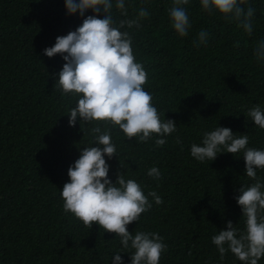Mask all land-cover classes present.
Instances as JSON below:
<instances>
[{"label": "trees", "instance_id": "1", "mask_svg": "<svg viewBox=\"0 0 264 264\" xmlns=\"http://www.w3.org/2000/svg\"><path fill=\"white\" fill-rule=\"evenodd\" d=\"M125 3L129 18L136 15L141 0ZM248 4L255 9L251 35L235 22L202 12L199 0L186 6L192 25L186 37L170 26L172 0H149L142 27L129 30L136 60L148 73L145 91L161 119L174 120L177 131L157 147L156 136L140 143L113 128L119 158L105 159L110 180L124 172L145 195L154 190L163 199L157 205L149 197L152 208L127 226L133 235L143 231L163 237L167 250L159 264H243L231 252L221 259L211 242L228 221L245 229L235 197L242 185L254 181L245 175L243 152L201 163L190 147L220 126L235 136L247 134L248 147L264 150V130L245 116L254 105L264 109V63L253 56L264 39V0ZM92 14L87 11L85 18ZM113 16L124 18L115 9ZM82 19L79 13L67 14L65 0H0V264H113L118 250L123 264H131L133 250L123 249L115 233L96 224L89 230L62 210L60 190L69 180V166L85 146L97 145L92 125L82 123V131L78 118L69 126L76 98L62 96L53 79L65 61L43 51ZM201 30L208 40L197 46ZM153 166L161 172L159 180L147 175ZM257 178L264 183V170L257 169Z\"/></svg>", "mask_w": 264, "mask_h": 264}, {"label": "clouds", "instance_id": "2", "mask_svg": "<svg viewBox=\"0 0 264 264\" xmlns=\"http://www.w3.org/2000/svg\"><path fill=\"white\" fill-rule=\"evenodd\" d=\"M148 2L141 0L136 15L129 18L125 0H65L67 14L79 13L82 24L67 35L57 36L55 44L43 51L49 58L59 54L65 61L53 79L54 89L62 96L76 98L68 114L69 126L74 127L78 118L81 130L82 123L92 125L93 144L97 145L85 146L69 166V180L60 190L62 210L89 230L96 224L104 232L115 233L123 249L133 250L131 264H159L162 253L167 250L158 233L137 231L133 235L127 228L152 208L149 197L157 205L163 199L154 190L145 195L141 185L135 179L126 178L124 172H117L115 182L108 178L110 166L105 156L109 160L117 156L111 129L118 128L124 138H136L140 143L156 136L157 147L166 143L164 137L177 131L174 120L161 119L152 103V94L145 91L148 73L144 64L137 62L132 46L133 35L129 30L142 27V21L149 16L144 6ZM189 2L172 0L168 9L170 26L179 37L188 36L192 27L186 9ZM199 4L202 12L215 14L226 23L235 22L246 34H252L255 9L248 0H199ZM113 9L124 18L114 19ZM89 10L93 14L85 18ZM207 40L208 33L201 30L194 43L199 46ZM253 56L257 63H264V39L257 42ZM245 116L264 130V109L258 104L248 109ZM176 142L181 143L179 138ZM248 144L247 134L235 136L232 129L218 126L203 133L201 144L191 145L190 155L203 163L214 161L221 153L236 156L243 152L245 175L254 181L242 185L235 197L245 219V229L241 232L228 221L226 230L213 235L211 242L221 259L231 252L243 264H258L264 257V183L257 178V169L264 170V150ZM147 175L156 180L161 178L155 166L148 169ZM121 252H115L113 264H123Z\"/></svg>", "mask_w": 264, "mask_h": 264}]
</instances>
